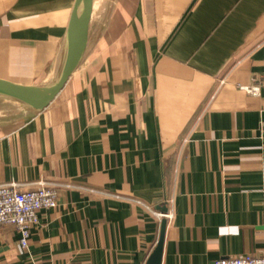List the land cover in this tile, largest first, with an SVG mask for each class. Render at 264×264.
<instances>
[{"label": "crops", "instance_id": "obj_1", "mask_svg": "<svg viewBox=\"0 0 264 264\" xmlns=\"http://www.w3.org/2000/svg\"><path fill=\"white\" fill-rule=\"evenodd\" d=\"M74 2L0 0V77L54 74ZM263 77L264 0H95L55 98L0 96V183L57 190L0 264H146L163 220L160 264L262 254Z\"/></svg>", "mask_w": 264, "mask_h": 264}, {"label": "water", "instance_id": "obj_2", "mask_svg": "<svg viewBox=\"0 0 264 264\" xmlns=\"http://www.w3.org/2000/svg\"><path fill=\"white\" fill-rule=\"evenodd\" d=\"M95 0H75L68 25L65 54L54 74L42 83H25L0 77V96L16 99L35 109H43L55 98L79 66L88 46L90 20ZM165 221L159 239L146 264H160Z\"/></svg>", "mask_w": 264, "mask_h": 264}, {"label": "built area", "instance_id": "obj_3", "mask_svg": "<svg viewBox=\"0 0 264 264\" xmlns=\"http://www.w3.org/2000/svg\"><path fill=\"white\" fill-rule=\"evenodd\" d=\"M264 77L246 86V90L256 94ZM264 172V169H263ZM33 189H21L16 182L0 183V224L12 225L19 233V245H28L30 228L37 223V210L52 208L57 204V190L45 181ZM157 218H170L169 212L153 211ZM212 264H264V252L260 255H237L220 257Z\"/></svg>", "mask_w": 264, "mask_h": 264}, {"label": "rangeland", "instance_id": "obj_4", "mask_svg": "<svg viewBox=\"0 0 264 264\" xmlns=\"http://www.w3.org/2000/svg\"><path fill=\"white\" fill-rule=\"evenodd\" d=\"M111 2L113 1L114 2V0H110Z\"/></svg>", "mask_w": 264, "mask_h": 264}]
</instances>
